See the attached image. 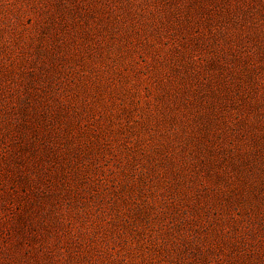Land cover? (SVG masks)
<instances>
[{
	"label": "rangeland",
	"instance_id": "1",
	"mask_svg": "<svg viewBox=\"0 0 264 264\" xmlns=\"http://www.w3.org/2000/svg\"><path fill=\"white\" fill-rule=\"evenodd\" d=\"M0 264H264V0H0Z\"/></svg>",
	"mask_w": 264,
	"mask_h": 264
}]
</instances>
